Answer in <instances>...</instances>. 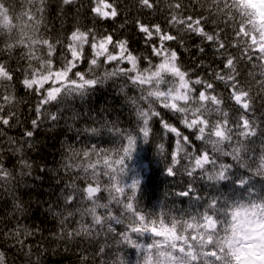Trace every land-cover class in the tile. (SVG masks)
Returning <instances> with one entry per match:
<instances>
[{"label":"snow or ice","instance_id":"obj_1","mask_svg":"<svg viewBox=\"0 0 264 264\" xmlns=\"http://www.w3.org/2000/svg\"><path fill=\"white\" fill-rule=\"evenodd\" d=\"M137 4L140 8L159 11L156 0H137ZM61 5L75 6L77 13L81 7H84L81 0H61ZM167 7L169 27L177 29L180 33L199 36L202 42H207L213 48L214 55L220 59V63L210 75L214 81H220L224 85L228 98L234 106H237L239 112L237 119L230 122L228 113L221 107L225 99L217 93V85L199 74L193 77L192 72L195 69H185L180 63L177 51L165 45L166 41L173 40L183 45L182 39L164 31L160 24L150 26L135 19L132 23L135 24L137 31L144 35L146 43L150 42L148 46L151 48V55L144 58L149 67L144 69L139 66L141 58L131 51L127 40H115L112 34L101 35L94 28L82 31L79 27L71 32L66 42L58 41L63 48L60 53L63 63L57 68L51 59V68L48 69L51 79H46L45 82H40L44 79L43 74L34 77L19 63L13 66L10 63V56L0 62V88L6 93H0V134H3L5 128H10L18 122L17 113L13 110L16 107L13 100L18 81L26 94L36 97L38 101L34 110L36 119L31 122L33 128L39 127L42 118L59 122L63 118L61 113L68 111V119L73 124L77 121L89 124L91 121V124L83 129V133L88 138L108 134L114 143L119 141L114 152L104 160L108 169L105 175L109 177V184L104 190L109 192V203L115 201L122 205V215H126L128 221L127 229L120 233L121 239L118 243L131 245L134 249L139 248L145 264H160V261L159 259L153 261L151 253L144 245L133 239L131 233L137 236L151 234L154 238H158L166 233L175 232L176 241L180 244L182 264H190V261L195 264H201V261L202 264H264V203L253 204V210L244 213V216L250 217V222L253 224V228L247 231L239 225L241 213L230 211L233 201H229L227 197L221 202L220 196H213L205 202L202 216H193L184 221L172 218L170 224H166L164 219H150L135 207L134 202L140 190L141 180L139 174L129 175L130 167L127 161L133 158L140 142L146 145L155 143L157 135H160L161 140L166 136L172 141V146L169 148H166L163 142L156 144L157 155L167 161L164 171L168 176L177 175V166L181 165L182 160H186L188 164L184 165V170L189 177L195 178L199 169L200 178L211 182L209 186L216 187L218 191L220 182L231 181L234 188L245 189L240 196L249 203H253L254 200L264 201V191L256 190L255 184L251 182L254 176L264 177V129L259 127L255 118H250L255 112L257 99L264 104V94L259 96L252 94L238 69L242 61L261 69L259 79L254 72H249L248 76L256 81L258 92L264 91V63H258L264 61V51H257L254 45L249 46L248 39L242 34L241 29L243 33L250 31L245 25V18H240L239 21L235 17L231 20L227 17L223 19L225 27L231 28V39L225 41L221 37V32L226 36L228 33L219 27V23L202 12L196 17L185 14L188 6L183 0H168ZM89 9L94 19L98 20L115 21L117 17L126 15L127 12V6L122 8L119 0H90ZM247 19H251V16L249 15ZM128 22L125 19V23ZM213 24L216 27L206 30L208 25ZM123 26L122 24L121 27ZM156 39L159 40L158 44ZM85 44L92 49L91 58L87 61L89 65L87 72L78 70L79 65L84 63ZM48 45L52 57L57 51V46L50 40ZM109 46L118 51H110ZM231 47H235L237 52H231L229 50ZM198 52L205 53V48L198 47ZM152 57H157L158 62L153 63ZM113 61L126 63L130 67H120L111 72L98 71L104 63ZM202 65L203 62L197 64V68ZM17 72L20 76H17ZM169 76L173 79L166 81L165 78ZM111 78H122L125 81L120 91L133 115V120L129 121L126 127L100 116L93 117L91 112L72 110L68 104L69 100L73 102L79 100L83 104L98 86L105 84ZM164 83H168L169 86L162 90L159 85ZM46 84H50V87L46 88ZM129 87L136 90L138 95H129L127 91ZM45 105H51L55 111L45 108ZM212 112L218 113L219 118L210 119ZM169 113L171 115H168ZM170 120L174 122L170 123ZM185 130L188 134H185ZM24 135L31 138L34 132L26 130ZM258 135L261 137V149L257 159L255 150L250 149V145L256 143L251 138ZM77 136H81L79 130ZM234 137L237 138L235 141ZM197 141L201 143L198 144ZM226 143L231 147V151L223 147ZM208 145L212 146V155L207 150ZM69 151L73 156L78 154L71 145ZM89 151L96 152L95 145ZM89 151H84L83 155L87 157ZM215 153L223 157L231 156L236 162L235 166L223 162L217 163L219 156ZM19 163L21 179L17 180L16 184L11 183L16 180L13 172L0 164V181L7 182L0 186H4L13 195L14 200L17 199L14 194L17 184L25 183L23 177L31 174V165L25 159L21 158ZM68 167L71 166L66 165V168ZM234 167L245 169L252 175H241L233 171ZM23 169L29 171L25 172ZM84 171L87 172V169ZM83 179L87 181L88 177L85 176ZM8 184L11 185L10 188ZM70 187L72 191L64 196L63 208L56 213L62 217L60 223L65 237L75 238L82 233L94 234L98 237L105 229V221L121 223L120 217L112 214L109 205L98 203L95 194L101 191L99 185L95 187L88 185L84 188L79 193L80 200L77 199L76 185L72 184ZM193 194L196 199H201L199 194L195 193L192 184H189L186 191L178 193L181 197ZM83 200L90 201L91 207L82 208L80 205ZM99 208L106 209L107 215L98 214ZM16 210L21 214L26 211L22 203L16 204ZM77 213L81 216V220L77 221L80 227L68 231L64 226L70 225ZM84 215L92 217L91 224L86 226L83 224ZM107 232H115L111 223L107 225ZM238 233H242V236ZM21 234L28 236L33 233L27 227L14 231V243L22 248L24 241L20 239ZM153 243L167 244L168 241L153 239ZM95 253L101 257L108 255L104 247H98ZM83 260L84 264H91L88 256H83ZM0 264H6L3 253H0ZM97 264H107V260L97 261ZM112 264H125V261L119 257L113 259Z\"/></svg>","mask_w":264,"mask_h":264},{"label":"trees","instance_id":"obj_2","mask_svg":"<svg viewBox=\"0 0 264 264\" xmlns=\"http://www.w3.org/2000/svg\"><path fill=\"white\" fill-rule=\"evenodd\" d=\"M81 2L84 7H81L77 13L75 6L62 7L61 0H0V51H3L0 53V62L10 56V63L13 66L19 63L34 77L41 74L45 77L48 75V69L51 68V59L57 68L63 63V57L60 55L63 48L58 41L66 42L71 32L79 27L82 31L94 28L101 35L112 34L115 40H127L131 51L141 58L139 66L144 69L149 67L144 58L151 55V48L148 46L150 42L146 43L144 35L139 33L135 24L132 23L133 20L139 19L150 26L160 24L164 31L182 39L183 45L176 40L166 41L165 45L177 51L180 63L185 69H195L192 72L193 77L199 74L204 79L213 81L217 85V93L225 99L221 107L228 113L230 122L238 118L237 106H234L228 98L224 85L220 81H214L210 75L220 63V59L214 55L213 48L207 42H202L199 36L180 33L177 29L168 26L166 16L168 0H156L159 11L140 8L137 0H119L122 8L127 6V12L126 15L117 17L115 21L94 19L89 9L90 0H81ZM183 2L188 6L185 14L196 17L202 12L219 23V27L228 33L226 36L224 32H221V37L225 41L231 39V28L225 27L223 19L227 17L231 20L235 17L239 21L240 18H245V25L250 31L243 33L241 29L242 34L248 39L249 46L254 45L257 51H264V0H183ZM249 15L251 19H247ZM125 19L129 22L125 23ZM122 24L123 27H121ZM213 27L216 25H208L206 30ZM49 40L57 46V51L52 57L49 54ZM156 43H159L158 39ZM198 47H204L205 53H199ZM109 50L117 51L111 46ZM229 50L233 53L237 52L235 47ZM91 55L92 49L85 44L84 63L79 65L78 70L87 72L89 67L87 61ZM100 59L103 60L102 57ZM152 61L157 63L158 58L152 57ZM201 62H203L202 67L197 68V64ZM258 63H264V61ZM120 67H129V65L113 61L104 63L98 71L111 72ZM238 69L252 94L257 96L264 94V91L258 92L256 81L248 76L249 72H254L256 78L259 79L261 69L245 61L238 65ZM17 76H20L19 72ZM124 84L125 81L122 78H111L105 84L98 86L83 104L79 100L74 102L69 100L68 104L72 110L91 112L93 117L100 116L126 127L129 121L133 120V115L120 91V87ZM127 91L131 96L138 95V92L131 87ZM0 93H4L2 88H0ZM14 95L13 104L16 107L13 110L17 113L18 122L10 128H5L3 134H0V164L16 176L12 184H16L17 180L21 179L19 163L21 158L31 165V174L23 177L25 183L17 184L14 190L17 198L15 200L4 186H0V253L4 254L6 264H84L83 256L85 255L89 257L91 264L104 260H107V264H112V260L119 257L123 258L125 264H145L139 248L134 249L131 245L118 243L121 239L120 233L127 229L128 221L126 215H122V205L115 201L109 203V192L104 190L109 184V177L105 175L108 169L104 160L114 152L119 141L114 143L108 134L88 138L83 133V129L88 127L91 121L89 124L83 121L73 124L68 119V111L61 113L63 118L59 122L42 118L39 127L33 128L31 122L36 119L34 110L38 102L37 98L26 94L18 81ZM156 106L159 108L158 104ZM45 108L55 111L51 105H45ZM218 118V113L210 114V119ZM250 118H255L259 127L264 129V104L259 99L256 101L255 112ZM26 130H32L33 137L25 136ZM78 130L81 136H77ZM185 134H188L187 130ZM73 137L76 139H72ZM236 139L234 137V141ZM251 139L256 143L250 145V149L254 148L258 159L261 137L258 135ZM161 142L166 148L172 146V141L168 137L165 136L161 140L160 135H157L155 143L146 145L140 142L133 158L127 161L130 167L129 175L139 174L141 180L140 190L134 202L139 212L150 219H164L166 224H170L172 218L184 221L193 216H202L205 211V202L213 196H220L221 202L225 197L233 201L230 211L241 213L240 227L245 231L253 228L250 217L244 216V213L251 212L253 204L259 205L264 201L254 200L253 203H249L247 199L240 196L245 189L234 188L231 181L220 182L218 191L216 187L209 186L211 182L200 178L199 169H197L195 178L189 177L184 170V165L188 164L186 160H182L181 165L177 166V175L168 176L164 171L167 161L164 157L158 156L156 152V144ZM197 143L201 142L197 141ZM69 145L76 150L77 155H72ZM93 145L97 149L96 152L89 151ZM233 146L236 145L233 144ZM223 147L231 151L227 143ZM207 150L210 155L213 154L211 145L207 146ZM84 151H89L87 157L83 155ZM215 155L219 156L218 153ZM221 162L234 166L236 164L231 156H219L217 163ZM66 165L71 167L66 168ZM84 169H87V172ZM23 171L29 170L23 169ZM233 171L244 176L252 175L251 172L238 167H234ZM77 176L80 178L77 179ZM85 176L88 177L87 181L83 179ZM251 182L255 184L256 190L264 191L262 187L264 177L254 176ZM4 184L7 182L0 181V185ZM72 184L76 185L78 200L81 199L79 193L88 185L94 187L99 185L101 191L95 194L98 203L109 205L112 214L120 217L121 223L105 221V229L98 237L94 234L83 233L75 238L65 237L60 223L62 217L56 213L63 208L64 196L72 191L70 187ZM189 184H192L195 193H198L201 199H196L194 194L187 197L178 195L180 191H186ZM7 186L11 187L10 184ZM113 195H115L114 192ZM18 203H22L26 209L24 214L16 210ZM80 206L82 208L91 207V202L83 200ZM97 212L102 216L107 215V210L104 208L97 209ZM229 218L231 219V216ZM80 220L81 216L77 213L70 225L64 227L68 231L79 228L77 221ZM91 222L90 215L83 216L85 226ZM109 223L115 229L114 233L107 232ZM23 227H27L33 235L21 234L20 239L24 241V246L21 248L19 244L14 243L13 233L16 229ZM131 235L133 239L147 248L153 261L159 259L160 264H169V261L171 264H182L180 244L176 241L175 232L166 233L158 238H154L151 234L137 236L131 233ZM238 235L242 236V233ZM153 239L161 241L167 239L168 243L154 245ZM173 244L176 246L172 247ZM98 247L105 248L108 253L107 257L96 255L95 250ZM190 264H195V262L190 261Z\"/></svg>","mask_w":264,"mask_h":264},{"label":"rangeland","instance_id":"obj_3","mask_svg":"<svg viewBox=\"0 0 264 264\" xmlns=\"http://www.w3.org/2000/svg\"><path fill=\"white\" fill-rule=\"evenodd\" d=\"M117 51H118V49H117ZM129 67H130V65H129ZM46 79H51V76L50 75L45 76L44 79H42L40 82H45ZM165 79H166V81H171L173 78L169 76V77H166ZM46 86L50 87V84H46L45 87ZM168 86H169L168 83H164V84L159 85V87H161L162 90L166 89Z\"/></svg>","mask_w":264,"mask_h":264}]
</instances>
